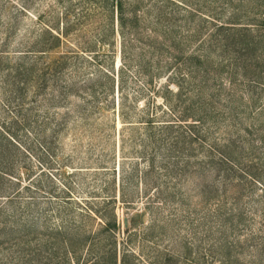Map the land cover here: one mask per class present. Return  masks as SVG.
<instances>
[{
	"label": "rangeland",
	"instance_id": "obj_1",
	"mask_svg": "<svg viewBox=\"0 0 264 264\" xmlns=\"http://www.w3.org/2000/svg\"><path fill=\"white\" fill-rule=\"evenodd\" d=\"M122 2L138 16L125 38L111 17L112 0H29V10L41 14L38 28L67 21L71 41H85L98 54H88L95 61L80 69L83 76H95L113 64L118 70L125 52L129 101L138 103L133 122L146 112L162 116L166 103L177 99V86L182 85V97L188 98L190 86L199 84V102L204 104L198 114L204 120L198 140L191 146L173 145L175 133L161 132L160 140L143 152L146 130L124 125L128 120H121L117 106L111 105L92 116L87 126L80 127L79 121L87 120L77 118L58 131L54 117L75 105L58 108L45 94L26 105L36 107L37 115L32 112L23 128L12 125L8 131L27 132L28 144L36 143L37 133L39 140L50 141L51 132H60L55 144L58 172L62 162L68 171L82 172L64 179L54 172L56 177L75 187L72 197L78 203L95 202L102 208L95 219L81 217V229L95 233L100 221L115 219L118 252H128L127 264H217L225 255L231 264H264V0ZM100 38L104 41L96 44ZM189 68L195 70L194 81L184 74ZM141 70L154 76L151 85L138 74ZM164 86L172 91L167 93ZM99 134L104 135L100 143L109 159L94 181L87 171L97 168L89 162V136L98 143ZM101 181H113L111 193L91 196L89 192L103 187ZM37 206L32 215L19 209L14 213L16 208L0 197V264H89L96 251L87 246L78 251V263L66 262L63 247L53 261L42 253V222L50 227L77 223L72 212L62 218L64 200L43 199ZM26 217L41 224L28 242L10 231L15 221ZM98 238L92 234L87 243Z\"/></svg>",
	"mask_w": 264,
	"mask_h": 264
},
{
	"label": "trees",
	"instance_id": "obj_2",
	"mask_svg": "<svg viewBox=\"0 0 264 264\" xmlns=\"http://www.w3.org/2000/svg\"><path fill=\"white\" fill-rule=\"evenodd\" d=\"M19 1L21 2L0 0V112L2 113L0 116V197L16 208L13 210L14 213L20 210L23 215H32L40 200H64L68 210L66 206L63 208L62 218H64L63 215L72 212L77 224L69 225L65 222V226L50 227L47 221L42 222L41 233L44 234L40 235L39 245L42 253L46 252L52 256V261L57 259L58 249L63 247L66 249L64 253L66 262L78 263L79 258H76L78 251L87 246L96 251V255L89 264H127L125 259L128 252L123 251L121 256L118 252L119 224L115 219L100 221L102 223L100 229L95 233L83 232L81 229L82 222L79 219L81 217L95 219L96 213H100L102 208H96L100 204L95 202L78 203L72 197V190L75 187L67 181L60 182L56 177L55 173L64 179L67 175L82 172L79 169H75L79 170L76 173L68 171L64 162L61 163V172H58L60 165L56 167L55 144L58 142L60 132H51L50 141L42 138L39 140L41 134L37 133L36 143L33 141L28 144L31 140H28L30 136L27 132L21 134V132H15L14 128H10L9 132L7 126L14 125L17 130L23 128L22 122L26 116L33 118L32 112L37 115L36 107L26 108V105L40 101L45 94L50 96L58 108L66 107V104L75 105V108H69V111L66 110L65 113L54 117L57 120L58 131H61L63 125L71 120L78 122L77 118L87 120L79 121L80 127L87 126L92 116L111 105L113 109L117 106L121 120H128V122H122L124 125L132 126L135 130L140 129L138 126H143L142 129L146 130L142 134L146 142L143 152L149 145H154L156 140H160L161 132L167 135L175 133L173 145L191 146L192 141L198 140L199 124L202 123V119L204 120L203 116L198 114L204 104L199 102L202 95L199 84L190 86V92H187L192 96L188 98L182 97L184 96L182 85L177 86L175 90L177 99L166 103L162 116L158 117L157 114L146 112L140 114L138 121L133 122L131 117L133 113L136 115L138 112V103L129 101L128 70L122 66L125 52L121 51V65L118 70L113 64L110 70L104 69L103 66L97 70V75L83 76L80 69L85 67V64L90 62L92 64L95 61L93 57L98 54L91 52V46L89 44L86 46L85 41H71L69 34L72 28L67 21L62 24L63 26L52 23L38 28L37 23L40 22L41 14L30 12L32 5L29 4V0ZM110 6L109 11L112 19L116 20L120 37H127L136 27L137 13L128 12L122 0H112ZM67 17L68 14L65 15V18ZM113 27L111 30L114 31ZM220 29L223 30L222 27H219ZM223 36L221 34L218 39L225 44L226 40ZM103 41L104 38H100L96 44ZM245 47H248V44ZM156 59L158 60V57ZM198 65H200L199 61ZM195 67L197 70V64ZM138 74L145 79L147 85H151L154 81V76L146 75L143 70L138 71ZM184 74L188 80L194 81L196 78L193 68H189ZM163 89L167 93L172 91L167 86ZM207 97L208 100L211 98L210 95ZM103 136L99 134L98 143L94 137L89 136L90 141H93L90 143V154L93 155L89 156V162L97 165V168L87 171L91 172L89 175L94 181H98L102 174L100 170H104L100 169L102 168L100 166L107 164L109 159L105 152V144L100 143ZM44 177L45 181H43ZM101 183L103 187L89 192L91 196L111 193L112 190L109 189L113 187V181L112 183L101 181ZM122 183L124 184V181ZM21 203L24 204L22 209L18 206ZM72 221L74 222L73 219ZM40 225L38 219L26 217L15 221L10 231L13 235L22 234L19 240L28 242L30 233L35 232ZM92 234L99 238L95 243L88 244L87 240ZM163 263L164 260L160 264ZM217 264H231V262L225 255L218 260Z\"/></svg>",
	"mask_w": 264,
	"mask_h": 264
}]
</instances>
